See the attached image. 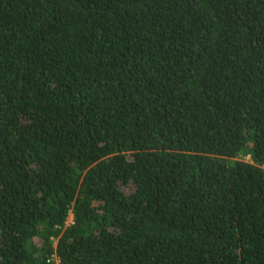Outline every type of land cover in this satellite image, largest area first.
<instances>
[{
    "label": "trees",
    "instance_id": "16d2710c",
    "mask_svg": "<svg viewBox=\"0 0 264 264\" xmlns=\"http://www.w3.org/2000/svg\"><path fill=\"white\" fill-rule=\"evenodd\" d=\"M0 264H264V0H0Z\"/></svg>",
    "mask_w": 264,
    "mask_h": 264
},
{
    "label": "rangeland",
    "instance_id": "374dc122",
    "mask_svg": "<svg viewBox=\"0 0 264 264\" xmlns=\"http://www.w3.org/2000/svg\"><path fill=\"white\" fill-rule=\"evenodd\" d=\"M71 220H72V214H70V215L68 216V218H67V220H66V223L71 222Z\"/></svg>",
    "mask_w": 264,
    "mask_h": 264
},
{
    "label": "built area",
    "instance_id": "2783aa9c",
    "mask_svg": "<svg viewBox=\"0 0 264 264\" xmlns=\"http://www.w3.org/2000/svg\"><path fill=\"white\" fill-rule=\"evenodd\" d=\"M71 222H72V220H71ZM56 260L55 261H57V258H55Z\"/></svg>",
    "mask_w": 264,
    "mask_h": 264
}]
</instances>
